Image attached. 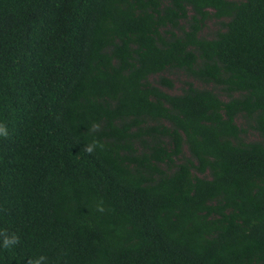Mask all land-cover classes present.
<instances>
[{
  "label": "trees",
  "instance_id": "16d2710c",
  "mask_svg": "<svg viewBox=\"0 0 264 264\" xmlns=\"http://www.w3.org/2000/svg\"><path fill=\"white\" fill-rule=\"evenodd\" d=\"M0 121V264H264V0H0Z\"/></svg>",
  "mask_w": 264,
  "mask_h": 264
},
{
  "label": "clouds",
  "instance_id": "9594fccd",
  "mask_svg": "<svg viewBox=\"0 0 264 264\" xmlns=\"http://www.w3.org/2000/svg\"><path fill=\"white\" fill-rule=\"evenodd\" d=\"M8 135V128L6 125L0 121V137H4ZM96 146V141L88 144L85 147V151L91 153L93 151V147ZM102 210V209H101ZM20 241V237L16 234V232H10L5 228L0 227V249L2 250H12L15 245H17ZM2 260V257H0ZM26 264H49L48 258L41 254L35 257L29 258L26 261Z\"/></svg>",
  "mask_w": 264,
  "mask_h": 264
},
{
  "label": "rangeland",
  "instance_id": "374dc122",
  "mask_svg": "<svg viewBox=\"0 0 264 264\" xmlns=\"http://www.w3.org/2000/svg\"><path fill=\"white\" fill-rule=\"evenodd\" d=\"M211 28V27H210ZM174 80V87L171 89L173 92H179L180 87L182 86V82L186 79V77L179 71H175L173 73L168 74ZM255 137V134H249V138Z\"/></svg>",
  "mask_w": 264,
  "mask_h": 264
}]
</instances>
